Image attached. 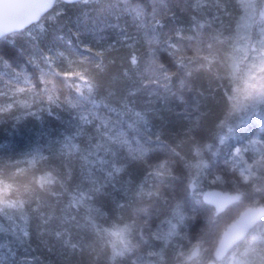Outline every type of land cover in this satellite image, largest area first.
<instances>
[{
  "label": "snow or ice",
  "instance_id": "snow-or-ice-1",
  "mask_svg": "<svg viewBox=\"0 0 264 264\" xmlns=\"http://www.w3.org/2000/svg\"><path fill=\"white\" fill-rule=\"evenodd\" d=\"M98 2L49 0L50 41L40 19L0 27V121L72 118L46 147L0 156V234L30 245L35 221L49 253V239L68 250L59 264L85 252L104 264L109 247L107 264H122L145 246L140 264H264V0H113L120 45L69 51L65 6ZM217 64L205 91L199 73ZM6 174H31L55 199ZM15 256L0 242V264H23Z\"/></svg>",
  "mask_w": 264,
  "mask_h": 264
},
{
  "label": "trees",
  "instance_id": "trees-1",
  "mask_svg": "<svg viewBox=\"0 0 264 264\" xmlns=\"http://www.w3.org/2000/svg\"><path fill=\"white\" fill-rule=\"evenodd\" d=\"M108 1H113V0H99V3L102 5H104V3L108 2ZM66 7L67 10V14L65 16H63L59 23L60 25L63 26V33L65 34V28L64 27H69V25L73 26V22H75V20L77 18H80L83 16V20H85V16L83 15V12L81 11V7ZM103 7V6H102ZM80 10V11H79ZM53 11H55V9H53L51 12H49L45 17L49 16ZM98 12V11H97ZM82 15V16H81ZM44 17V18H45ZM93 20L92 18H89V22L91 20ZM42 22V21H41ZM93 22V21H91ZM35 26V25H34ZM33 26V27H34ZM57 28V23L50 28V34L48 37V40L50 41L52 38V33L56 30ZM83 38V37H82ZM104 40H109L110 39H104ZM97 41L95 40V38H92V40L88 37V41H86V45H82L81 47V51L82 52H78V54L84 56H93L94 57V52L89 53V52H85L83 50L84 46H91V48L93 50L102 48L101 45L97 46ZM90 42V43H89ZM92 42V43H91ZM19 43H23V41H19ZM72 44V43H71ZM60 47H64V45H60ZM72 46V45H71ZM68 50H71L68 49ZM75 53V52H73ZM126 53V51H122V54ZM216 67H219L218 65H216ZM199 75L202 77V79L199 81V83L202 84V86L204 87L205 91H207V81L208 79H214V68L212 69L211 72H207L205 70H202ZM215 86V85H214ZM163 94V93H161ZM219 95V93H217V96ZM186 100H188V102L194 103V100L192 98L191 94H187L186 95ZM158 106H162V102L161 105ZM170 106L175 109V110H182L184 105L180 104L178 101L172 100L170 101ZM162 115L167 119V118H175L171 113L168 112H163ZM57 117H59V119H57ZM53 122H49V126L51 128H54L56 130L55 133H53V137L54 136H58L57 132H59L60 127L62 126V124H64V122L67 121V118L64 117L63 115H55V118L52 119ZM31 126L34 127V123L31 119H28L26 122H22V123H15L12 124L10 119H8L7 123H3L0 126V146L4 145L5 149L2 153V151H0V156H4V157H12L14 156V153L20 152V150L24 149L27 142L29 140H31L32 134H30L29 132H31L32 130H34L35 128H30ZM213 132H215V128L212 127V125H209V130L206 134V138L208 140L212 139V134ZM60 137V136H59ZM6 179H9L11 183H13L21 193H30L33 196L39 195L42 199L45 200H54V197H51L47 192H42L39 190L38 186L36 185L34 178L31 174H26V175H20V176H14L11 177L9 175H5ZM120 195V194H119ZM159 220L157 215L154 213L152 220H151V227L155 228L156 225L158 224ZM35 224L36 222H33V238L31 241L30 245H24V247L27 249V251L33 252L35 254V257L38 259V261H40V259L44 262V264H47L48 261H53L54 264H59V261L61 259L66 258L67 254H65V257H60L58 255V251L57 246L54 248L53 253H49L48 250L46 249V247L40 243L39 238H37L36 236V228H35ZM146 233H147V229H146ZM1 238L2 235L0 234V242H1ZM179 243H184L183 241H178ZM49 243L50 244H55L57 245L56 241L49 239ZM155 247L156 246H160V244L158 242H153ZM111 251V248H106V250ZM108 252V256H109V251ZM146 252V246L144 248H141L139 250H134L132 253L130 254H126L125 258L123 259L122 264H131V261L136 260L137 262H140L142 257L145 256ZM167 258H169V260L171 259V253L170 251L166 254ZM107 253L105 252V256H104V264L105 261H107ZM94 257L89 255L87 252H85L84 254H76V255H72L71 256V264H90L91 261H93ZM37 261V262H38ZM41 263V261H40ZM33 264H39V263H33Z\"/></svg>",
  "mask_w": 264,
  "mask_h": 264
},
{
  "label": "rangeland",
  "instance_id": "rangeland-1",
  "mask_svg": "<svg viewBox=\"0 0 264 264\" xmlns=\"http://www.w3.org/2000/svg\"><path fill=\"white\" fill-rule=\"evenodd\" d=\"M113 3V1H108L106 3H104V5L101 6V4L98 3H94L91 4L89 6H82L81 11L83 12V15L85 16V20H83V16L80 18H77L75 20V22H73V26L69 25V27H64L65 30V39L67 40H71V52H82L81 47L82 45H86V41H88V37L92 40V38H95V40L99 39V43L97 42V46L101 45L102 48L106 47L108 44H112V43H116L117 45H120V37L125 35L124 33L119 32L118 29L112 28L110 27V25L117 23L116 19H115V14L114 11H109V7L110 5ZM80 11V10H79ZM98 11V12H97ZM53 11L49 16L45 17L41 23H43L47 29H48V37L50 34V28H52L56 22L55 20H53L51 17L54 15ZM85 13H87V15H85ZM89 18H92L93 22H89ZM119 23L123 24L124 20L119 21ZM37 25H35L33 27V31L36 35H39V32L36 30L37 29ZM132 29L129 27V32H131ZM76 34H79V38L77 39ZM83 37V38H82ZM104 39H110L109 42L108 40H104ZM47 43V42H45ZM90 43V42H89ZM92 43V42H91ZM60 45H63L62 43H60ZM85 47V46H84ZM83 47V50H84ZM100 49V48H99ZM122 51H126L125 49H122ZM219 67L214 66V74L217 72L223 73V68L217 64ZM216 84H218L219 82L216 81ZM225 83H227V81H225ZM63 92L65 94H69L70 93V89L67 88L66 86H64L62 83L59 85ZM22 111V110H21ZM17 115H19V112L16 113ZM63 115L64 117L67 118V121L64 122V124H62V126H59V132H57L58 136H54L53 137V133L56 132V130L54 128H51L49 126V122H53L52 119L55 118V115ZM28 119H31L34 123V127L31 126L30 128H35L34 130H32L31 132H29L30 134H32L31 140H29L25 146L24 149L20 150V152L14 153V156H12V158H19V159H23L25 157V155L31 151H33L35 148L37 147H46L49 142L51 140H54L56 138H58L59 136H61L62 132L65 131H71V127L68 124V122L72 119L71 116L69 115L68 112L64 111L63 109H53V115L49 116L46 113L43 115V119L42 120H38L35 118H31L28 117L26 119H22L19 123L22 122H26ZM12 124L17 123L14 119H10ZM8 119L4 120V121H0V126L3 123H7ZM216 131V129H215ZM5 146L2 145L0 146V151H4ZM117 196H119V193H117ZM2 238H1V242L3 243H11V246L13 248V250L16 253L15 259L17 262L19 261H23V264H29V262H33V263H40V261L42 262V260L40 259V261H38V259L35 257V254L33 252L27 251V249L24 247V245H19L16 242L15 237L9 232L8 234H1ZM57 251L59 252L60 249V245L57 244ZM160 246H156V248L158 249ZM110 249V247H109ZM108 250V249H107ZM105 249V252L107 253L108 256V252ZM6 251V249H5ZM65 254L68 253V250H64ZM109 251V250H108ZM111 254V251H109V256ZM149 259V257H147L146 255L142 257V260H146ZM154 259V258H153ZM38 261V262H37ZM105 263L107 264V261H105ZM138 264H140V262H138Z\"/></svg>",
  "mask_w": 264,
  "mask_h": 264
},
{
  "label": "water",
  "instance_id": "water-1",
  "mask_svg": "<svg viewBox=\"0 0 264 264\" xmlns=\"http://www.w3.org/2000/svg\"><path fill=\"white\" fill-rule=\"evenodd\" d=\"M49 0H0V27L26 24L44 17L53 9H47Z\"/></svg>",
  "mask_w": 264,
  "mask_h": 264
}]
</instances>
